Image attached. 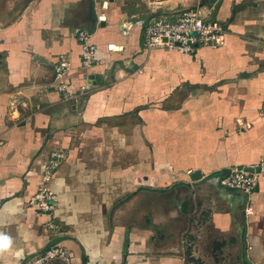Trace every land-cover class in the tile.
<instances>
[{
  "label": "crops",
  "instance_id": "0c3cea01",
  "mask_svg": "<svg viewBox=\"0 0 264 264\" xmlns=\"http://www.w3.org/2000/svg\"><path fill=\"white\" fill-rule=\"evenodd\" d=\"M190 9L224 25L222 47H142L152 20ZM0 140V264L54 243L69 261L53 264H191L190 219L236 264H264V177L250 195L220 184L264 156V0H0ZM54 151L49 234L28 202Z\"/></svg>",
  "mask_w": 264,
  "mask_h": 264
},
{
  "label": "built area",
  "instance_id": "2783aa9c",
  "mask_svg": "<svg viewBox=\"0 0 264 264\" xmlns=\"http://www.w3.org/2000/svg\"><path fill=\"white\" fill-rule=\"evenodd\" d=\"M215 8L212 7V10ZM211 16V15H210ZM76 37L81 46V66L90 68L95 60L96 48L90 43V34L79 30ZM226 31L224 25L214 17L201 16L198 10H183L173 18H158L145 26L142 47L145 50L169 48L176 49L185 54H193L197 49H218L225 44ZM68 63L59 62L54 68L56 81L64 78L68 71ZM60 90L65 87L59 84ZM66 92V91H65ZM2 141L0 140V146ZM64 159L61 151L51 152L42 167V184L29 200L28 204L42 214L51 217L45 224L49 234L58 231V226L52 219L56 206V195L47 186L52 173ZM264 177V156L253 164L235 167L224 176L220 184L229 191H240L250 195L256 188L258 181ZM68 252L58 243L51 244L44 252L32 259L30 264L68 263Z\"/></svg>",
  "mask_w": 264,
  "mask_h": 264
},
{
  "label": "rangeland",
  "instance_id": "374dc122",
  "mask_svg": "<svg viewBox=\"0 0 264 264\" xmlns=\"http://www.w3.org/2000/svg\"><path fill=\"white\" fill-rule=\"evenodd\" d=\"M195 221V222H194ZM190 227L197 228V230H184L186 233L182 239L184 242L185 251H190L191 255L193 253V249H195L196 254L199 255L198 264H236L237 262L233 257L230 256L231 252L227 250L225 244L222 247V243L217 241V237L215 233L207 229L204 230L205 223L199 220L189 221ZM202 223V225H200ZM201 228V229H200ZM200 229V230H198ZM202 232L201 237L196 240L189 232ZM192 264V263H191Z\"/></svg>",
  "mask_w": 264,
  "mask_h": 264
},
{
  "label": "clouds",
  "instance_id": "9594fccd",
  "mask_svg": "<svg viewBox=\"0 0 264 264\" xmlns=\"http://www.w3.org/2000/svg\"><path fill=\"white\" fill-rule=\"evenodd\" d=\"M10 246H11V238L0 233V253L9 249Z\"/></svg>",
  "mask_w": 264,
  "mask_h": 264
},
{
  "label": "trees",
  "instance_id": "16d2710c",
  "mask_svg": "<svg viewBox=\"0 0 264 264\" xmlns=\"http://www.w3.org/2000/svg\"><path fill=\"white\" fill-rule=\"evenodd\" d=\"M187 253H188V256H189V258H188L189 260L188 261L190 263H192V264H198V262H199L198 260H195L194 258L190 257V255H191L190 251H188Z\"/></svg>",
  "mask_w": 264,
  "mask_h": 264
},
{
  "label": "water",
  "instance_id": "95a60500",
  "mask_svg": "<svg viewBox=\"0 0 264 264\" xmlns=\"http://www.w3.org/2000/svg\"><path fill=\"white\" fill-rule=\"evenodd\" d=\"M236 192H240V191H236ZM240 193L245 194V193H243V192H240ZM245 195H246V194H245Z\"/></svg>",
  "mask_w": 264,
  "mask_h": 264
}]
</instances>
